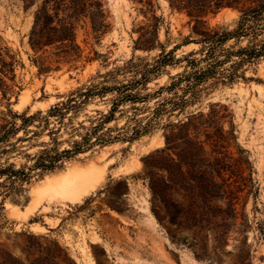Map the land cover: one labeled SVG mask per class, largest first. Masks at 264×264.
Returning a JSON list of instances; mask_svg holds the SVG:
<instances>
[{"label": "rangeland", "instance_id": "rangeland-1", "mask_svg": "<svg viewBox=\"0 0 264 264\" xmlns=\"http://www.w3.org/2000/svg\"><path fill=\"white\" fill-rule=\"evenodd\" d=\"M93 1L101 7L85 14L67 10L70 4L64 0L81 60L39 74L34 57L42 65L47 61L34 54L28 36L43 0H0V55L6 61L7 55L17 60L13 80L20 87H15L17 98L10 99L12 111L45 110L80 83L120 71L132 56L150 59L160 46L177 45V55L197 48L180 45L191 26L185 14L169 7L168 0ZM49 3L54 5L52 0ZM237 16V11L225 8L211 17L210 24L232 26ZM143 41L153 48L143 49ZM166 70L174 74L180 68ZM246 75L252 79L208 82L201 100L188 109L206 113L215 103L227 109L223 128L232 131L225 152L248 178L242 180L236 220L226 216L214 230L204 214L192 219L188 207L175 196L178 203L152 202L143 157L164 145L158 129L80 154L58 169L34 175L4 199L0 192V243L13 231L29 230L57 239L75 264H264V57ZM167 78L163 74L157 82L164 84ZM1 110L5 99L0 94ZM5 160L17 165L24 161L13 154L3 155ZM76 172L88 179L80 196H66L52 187L59 176Z\"/></svg>", "mask_w": 264, "mask_h": 264}, {"label": "trees", "instance_id": "trees-1", "mask_svg": "<svg viewBox=\"0 0 264 264\" xmlns=\"http://www.w3.org/2000/svg\"><path fill=\"white\" fill-rule=\"evenodd\" d=\"M52 1L54 5L43 0L36 10L28 36L34 54L47 61L42 65L34 57L39 74L61 65L75 66L82 58L64 0ZM68 3L67 10L85 14L101 7L93 0ZM168 4L185 14L191 26L180 45L195 44L196 49L177 55V45L160 46L150 59L132 56L120 71L91 77L45 110L12 111L11 96L17 98L15 87L20 89L13 80L17 60L7 55L6 61L0 55V94L5 99V110L0 111L2 199L34 175L58 169L80 154L160 129L164 145L143 157L152 202L174 204L176 197L188 207L192 219L204 214L214 230L226 216L236 220L238 194L245 185L242 180L248 178L242 177L244 168L225 152L232 131L223 128L227 109L216 103L206 113L188 109L201 100L210 81L229 84L252 79L247 69L264 57V0H168ZM225 8L238 12L234 24L211 25V17ZM144 42L143 49L153 48ZM168 67L180 70L171 74ZM163 74L168 78L160 84L157 79ZM8 154L24 161L2 162ZM0 264L75 263L48 233L20 230L0 243Z\"/></svg>", "mask_w": 264, "mask_h": 264}, {"label": "bare ground", "instance_id": "bare-ground-1", "mask_svg": "<svg viewBox=\"0 0 264 264\" xmlns=\"http://www.w3.org/2000/svg\"><path fill=\"white\" fill-rule=\"evenodd\" d=\"M88 179H84L79 174L69 173L59 176L53 183L54 188H59L66 196L78 197L85 191ZM92 184V183H91ZM63 193V194H64Z\"/></svg>", "mask_w": 264, "mask_h": 264}]
</instances>
